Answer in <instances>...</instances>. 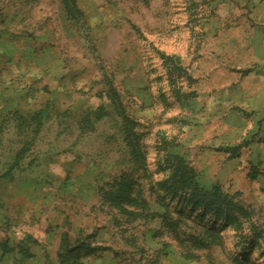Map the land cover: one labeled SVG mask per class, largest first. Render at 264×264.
Wrapping results in <instances>:
<instances>
[{
    "label": "rangeland",
    "instance_id": "rangeland-1",
    "mask_svg": "<svg viewBox=\"0 0 264 264\" xmlns=\"http://www.w3.org/2000/svg\"><path fill=\"white\" fill-rule=\"evenodd\" d=\"M171 152L235 220L161 186ZM64 255L264 264V0H0V264Z\"/></svg>",
    "mask_w": 264,
    "mask_h": 264
},
{
    "label": "trees",
    "instance_id": "trees-1",
    "mask_svg": "<svg viewBox=\"0 0 264 264\" xmlns=\"http://www.w3.org/2000/svg\"><path fill=\"white\" fill-rule=\"evenodd\" d=\"M161 58L167 66L170 74L176 73L178 76H188L176 58L167 55H161ZM127 130L129 136V148H132L137 152L136 136L131 128H128ZM166 162L169 165L170 175L161 183V186L165 190L174 195L179 193L187 194L185 199L186 204L191 207L202 208L206 214H214L219 218L225 216L224 220L226 222L230 219H236L235 215L238 212V209H236L229 201L221 202V198L223 197L219 191H207L200 187L196 179V172L188 166L186 161L180 155L173 152L168 153ZM119 186L122 187L111 186L109 190L105 191V199L116 206L123 207L126 205H133L136 200L133 198L132 194L128 192L129 188L122 184H119ZM252 232L253 233L249 235V238L245 241L253 249L260 248L258 245V239L263 238V235L256 227L253 228ZM214 243L213 239L207 240L203 243V247H210ZM61 262L63 264H72V259L69 256L64 255L61 257Z\"/></svg>",
    "mask_w": 264,
    "mask_h": 264
}]
</instances>
